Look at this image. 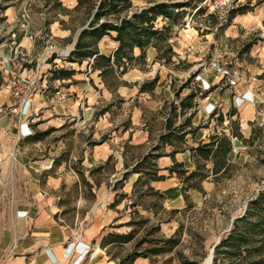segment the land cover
<instances>
[{
  "label": "rangeland",
  "instance_id": "obj_1",
  "mask_svg": "<svg viewBox=\"0 0 264 264\" xmlns=\"http://www.w3.org/2000/svg\"><path fill=\"white\" fill-rule=\"evenodd\" d=\"M93 1L98 4V0ZM152 2L169 3V0H133V9L130 14L147 9ZM172 2L175 3L176 0ZM76 4L77 0H0V43L12 42L14 49L19 48V52H23V55H18L15 61L19 63L17 70L20 64L36 68L46 63L51 64L48 72L72 69L83 76L89 75L90 69L86 67L81 69L77 65L73 67L67 62L70 56L69 51L79 32L88 28L92 17V8L86 6L75 11L73 8ZM197 5L206 7L207 12L195 16V12L189 10L184 26L174 29L171 43L177 56L174 57L173 64L164 65L155 61L157 52L148 51L147 65H136L124 76V80L131 87L129 91H123L124 97L112 96L110 101L101 98L99 104L88 111L82 109L80 116L74 122L65 125L62 131L53 132L54 134L48 139L49 143L54 144V140L65 138L62 146L58 147H64L63 150L68 151L64 154L63 161L74 175L63 186L61 199L63 207L59 217L77 238H82L95 221L101 219V211L97 208L100 200L104 205L107 196L112 200L115 199L114 193L132 195V183L136 176L129 179L125 185L119 186L117 192L114 191V185L122 179L125 170L122 168L120 172L116 171L115 156L122 153L129 166L135 165L148 148L155 144L158 134L162 132L163 119L157 115L162 108H171L172 104L178 106L179 99L185 98L194 90L198 91L199 87L203 93L209 95V92L201 87L202 83L198 81L207 76L211 79L215 77L223 79L218 94L221 95L228 89L232 92V95L229 94L226 101L221 100L218 106L235 108L234 94L250 89L255 91L250 79L264 80V0H198ZM7 6H12L15 12L10 22L4 16ZM231 12H235L231 23L233 27L221 31ZM210 15H216L219 23L214 24ZM163 26L164 23L160 20L158 27ZM64 29H69L70 33H64ZM206 31L210 34L206 35L204 33ZM63 36L68 37L63 39ZM20 41H24L25 44L29 42L34 44L36 54L28 56L18 46ZM251 42H257L256 46L249 53L242 54L244 47ZM100 48L104 54H110L117 48V44L105 38L100 43ZM22 58L27 61L22 62ZM260 73L261 75H258ZM195 74L198 77L197 80L194 79L187 88L183 89V86ZM156 77H159V82L154 95L137 94L141 85L153 81ZM256 94H258V102L255 107L259 113L264 114V96L259 91ZM122 98L125 102L121 103L119 100ZM228 99L232 100L231 104ZM113 103L116 105L111 107L110 113L102 116L101 120L99 114ZM136 107L146 110L144 122L153 131L151 142L142 123L143 112L136 110ZM237 117L241 119L239 112ZM133 120L137 125L132 123ZM72 125H76L75 129H71ZM249 127L251 128L249 139L252 137L253 130H256V141L252 145H246L245 149L237 151L238 158L232 163L235 166L233 177L221 182L218 186L210 185V182L204 184L207 192L205 197L197 192H191L193 208L187 210L186 203L182 199L179 204L177 201L159 202L149 197L138 201L135 209L129 208L130 201H124L119 209L112 210L117 219L119 217L122 219L121 222H128L131 218L135 221L141 218L151 219V223L141 229L134 241L123 247L124 249L110 248L112 256L122 259L142 238L148 237L149 241L162 237L170 238L179 230L177 239L180 243L172 253L151 257L146 263H138L137 260L134 264H204L214 246L229 234L232 223L237 218L243 217L248 204L264 192V121H256L254 124H249ZM106 140H109L113 153L111 162L107 163V161L103 165L95 161L92 154L87 156L91 165L83 160L87 149L83 147V143L90 141L93 147L94 144ZM70 146L74 147L72 157L69 153ZM234 157L233 155L232 158ZM80 174H84L86 180L92 182V190L84 185ZM173 178L168 179L165 184L167 191L164 192L167 194L171 191L170 193L177 197L178 193L175 192L181 191L182 184L176 177ZM155 203L163 204L165 210L161 211L160 205L154 206ZM173 210H180V213H172ZM134 212H139V215ZM153 212H157L158 218L154 217ZM157 219L163 222L169 221L162 224L161 233L154 232L158 223ZM180 226H182L181 229H179ZM131 229L123 228L122 232L128 233ZM151 233L153 234L149 237ZM151 246V244H145L141 249H148ZM254 260L256 257L247 258V262ZM228 262H230L229 259L220 256L217 264H228ZM116 263L118 264V261ZM241 263L234 261L232 264Z\"/></svg>",
  "mask_w": 264,
  "mask_h": 264
},
{
  "label": "crops",
  "instance_id": "obj_2",
  "mask_svg": "<svg viewBox=\"0 0 264 264\" xmlns=\"http://www.w3.org/2000/svg\"><path fill=\"white\" fill-rule=\"evenodd\" d=\"M78 2L79 0L73 8L74 10L78 6ZM14 14L12 6L5 8L4 16L7 21H12ZM231 27L233 26L231 25ZM63 31L66 34L70 33L69 29ZM66 37L68 36L62 38L65 39ZM12 44L14 43H0V264H117L112 261L108 251L101 247L102 239L107 234L126 233L122 232L123 228H112V226L119 227V225L126 223L121 222L120 217L117 219L115 213L109 208L115 199L112 200L111 197L107 196L104 205L101 200L98 202L97 208L101 211V219L96 220L82 238H77L59 217L63 207V202H61L63 186L74 175L66 167V162L63 161L64 154L68 151L65 152L64 147H58L62 146L65 138L54 140V144L48 142V139L54 134L53 132L62 131L65 125L74 122L80 116L82 109L88 111L99 104L101 98L110 101L113 95L105 87L99 74L92 72V70H90L89 75L84 76L73 70L75 75L72 79L60 81L52 80L53 71L48 72V67L51 64L45 63L44 66L41 65V67L37 66L36 68L27 66V64L25 66L20 64L19 67L23 66L26 69L25 76L34 77L38 75L43 82H48L49 91L45 95V101L40 94L34 96L31 104L27 107L28 109L25 110V118L28 121L15 124L12 116L6 112V109L11 105L12 96L10 88L3 81L7 69L16 68L19 64L15 63V52L19 51V48L14 49ZM18 46L28 56L37 52L35 45L30 42L25 44L24 41H20ZM255 46L256 44L253 47ZM72 52L71 49L69 53ZM101 53H103L102 50ZM21 60L22 62L27 61ZM69 64L73 67L77 65L81 69L84 67L89 69L88 62H84L82 65L78 63ZM197 78L194 79L197 80ZM222 80L219 77L211 79L209 76L198 80L202 83L201 87L209 92V95L206 99L198 98L196 101L197 108L192 122L197 132L194 138L190 135L187 137L188 144L192 147H197L199 143H208L210 136L215 133L225 132L230 135V131L226 129L230 123L228 114L234 109L240 113L241 128L246 139H249L251 135L249 124L264 121V114L259 113L255 107L258 102L257 91L264 96V80L250 79L249 81L252 87H255V91L250 89L237 92L233 96L235 108H221L222 105L218 106L220 101H226L229 94L232 95L229 89L221 95L217 93L220 89V83H223ZM57 86L62 89L67 97L64 106L54 105V102H51ZM129 88H131L130 85L129 87H120L117 95L124 97L123 91H129ZM211 89L214 90L211 91ZM137 94H139V90ZM228 101L230 104L232 103L231 99ZM229 106L231 107V105ZM138 109L141 112L142 109L136 107V110ZM221 114L225 117L223 126L219 125L217 120ZM136 115L138 117V112ZM102 116L105 115L100 116L101 120ZM236 118L238 117L236 116ZM132 123L136 124L135 120ZM138 123H140L139 120ZM75 126L72 125L71 129H75ZM89 142L83 143V147L87 148L83 160L87 161L89 165L91 162L87 156L90 154L95 161L103 165L110 157H113L109 140L100 141L99 145L93 147ZM70 148L71 152L69 151V153L72 157L74 147L70 146ZM245 148L246 146L241 141L234 139L233 151L229 156V161L233 163L238 158L237 151ZM233 155L234 158H232ZM115 157L117 161L116 171L120 172L124 168L123 172L126 173L128 171L125 168L126 158L122 153ZM176 159L178 162L184 163L188 170L193 171L195 169L190 152L179 153L176 155ZM158 164L161 169H166L173 165V161L169 157H163ZM130 168L132 169L131 166ZM166 173L165 171L164 174L168 175ZM133 176L137 178L132 185L138 179V175H132L129 179ZM167 181L168 179L164 182H156L153 187L165 195L167 202L177 201L180 204V199L184 200L180 190L175 192L178 193L177 197L170 193L171 191L167 194L164 192L167 191L165 187ZM89 183L92 184L91 181ZM206 183L209 182L204 184ZM209 184L214 185L212 182ZM114 194L116 195V193ZM115 195L113 196L116 198ZM172 195L173 197H171ZM146 261L147 259H138V263H146Z\"/></svg>",
  "mask_w": 264,
  "mask_h": 264
},
{
  "label": "trees",
  "instance_id": "obj_3",
  "mask_svg": "<svg viewBox=\"0 0 264 264\" xmlns=\"http://www.w3.org/2000/svg\"><path fill=\"white\" fill-rule=\"evenodd\" d=\"M177 1L175 3L172 0H169V3L152 2L147 9L130 14L133 9V0H98V4H95L93 0H79L75 11L86 6L92 8V20L88 28L81 32L75 50L70 54L67 62L79 65L88 62L89 69L99 74L105 87L116 97L120 87H129V84L122 80L124 76L136 65H147V52L150 49L157 51L155 61L164 65L173 64V59L177 56L171 43L174 29L184 26L189 10L194 11L195 16L207 12L206 7L197 5L198 0ZM234 13L231 12L221 31L231 27ZM210 19L214 24L219 23L216 15H210ZM160 20L164 23L162 28L158 27ZM204 33L210 34L209 31ZM105 38H109L117 44V48L110 54L101 53L100 50V43ZM255 44L257 42L246 45L242 54L249 53ZM52 74V80L63 81L72 79L75 71L60 69L53 71ZM195 77L196 74L183 86V89L187 88ZM158 82L159 77H156L153 81L141 85L139 94L154 95ZM207 95L199 88L198 91L194 90L185 98L179 99L178 106L172 104L171 108H162L157 113L160 119H163L161 122L162 132L158 134L155 144L150 146L147 152L136 161L132 169L125 159V168L128 171L123 174L121 180L116 182L114 191L117 192L119 186L125 185L132 175H138V179L133 185L132 195L124 193L116 195L114 202L109 206L111 210L117 209L124 201H130L129 208L135 209L138 206V201L149 197H153L159 202L167 200L163 193L153 187V184L164 182L172 177H176L182 184L181 195L188 210L194 207L190 197L191 192H197L205 197L207 195L204 189L205 182H212L218 186L221 182L233 177L235 166L229 161V156L233 151V140L237 139L245 146L252 145L256 141L257 132L253 130L252 137L246 139L242 132L240 119L236 118L238 112L234 109L228 114L230 123L226 129L230 131V135L225 132L215 133L210 136L208 143H199L197 147L190 146L187 137L190 135L194 138L197 132L192 122L197 108L196 101L198 98L205 99ZM119 102L122 103L124 100L121 99ZM115 105L113 103L108 106L99 115L110 113L111 107ZM142 111L144 130L148 132L149 142H151L153 131L144 122L146 110L142 109ZM217 120L219 125L223 126L224 115L221 114ZM185 152L191 153L192 163L195 167L193 171L188 170L184 163L178 162L176 159L177 154ZM163 157L172 159L173 165L170 168H160L158 162ZM112 160L113 157H110L107 163ZM165 171L168 175L164 174ZM80 177L83 179L84 185L92 190L93 185L86 180L85 175L80 174ZM159 205L158 203L154 204V206ZM159 209L165 210L163 204L159 206ZM172 213H180V210H173ZM134 214L139 215V212H134ZM153 215L155 218L158 216L157 212H153ZM157 221L154 232L161 233L162 224L169 223V221L163 222L158 219ZM149 223H151L149 218H141L139 221L131 218L130 221L119 225V227H112L132 229L125 234H107L102 239L101 247L106 249L112 261H118V264L127 262L134 264L138 259L150 260L151 257L172 253L180 243L177 239L179 230L170 238L162 237L151 241L147 240L148 237L142 238L122 259L112 256L110 248L124 249L123 247L131 244L137 233ZM181 228L182 226L179 229ZM152 234H149V237ZM145 244L152 246L148 249H141ZM220 256L229 259L228 264H232L234 261L242 262L241 264H264V192L248 204V209L243 217L237 218L232 223L229 234L215 248L213 264H217ZM253 257H256V260L247 262V258Z\"/></svg>",
  "mask_w": 264,
  "mask_h": 264
},
{
  "label": "built area",
  "instance_id": "obj_4",
  "mask_svg": "<svg viewBox=\"0 0 264 264\" xmlns=\"http://www.w3.org/2000/svg\"><path fill=\"white\" fill-rule=\"evenodd\" d=\"M15 53L16 59L18 55H23L18 50ZM25 72L26 69L23 66H20L18 70L17 67L8 68L3 77L4 84L10 88L12 96L11 105L6 109V112L12 116L15 124L27 121L25 110L28 109L27 107L31 104L35 95L40 94L45 101V95L49 91L48 82H43L38 75L27 77ZM51 100L54 105L64 106L66 105L67 97L62 89L57 86Z\"/></svg>",
  "mask_w": 264,
  "mask_h": 264
},
{
  "label": "water",
  "instance_id": "obj_5",
  "mask_svg": "<svg viewBox=\"0 0 264 264\" xmlns=\"http://www.w3.org/2000/svg\"><path fill=\"white\" fill-rule=\"evenodd\" d=\"M85 29H86V28L82 29V30L79 32V34H78V36H77V38H76V40H75V42H74V44H73V48H72L73 51L75 50V46H76V44H77V41H78V38H79L81 32H82L83 30H85ZM220 243H221V240H220V241L214 246V248L212 249V258H213V260H214L215 248H216Z\"/></svg>",
  "mask_w": 264,
  "mask_h": 264
},
{
  "label": "bare ground",
  "instance_id": "obj_6",
  "mask_svg": "<svg viewBox=\"0 0 264 264\" xmlns=\"http://www.w3.org/2000/svg\"><path fill=\"white\" fill-rule=\"evenodd\" d=\"M204 264H213L212 251H210L209 257L205 260Z\"/></svg>",
  "mask_w": 264,
  "mask_h": 264
}]
</instances>
